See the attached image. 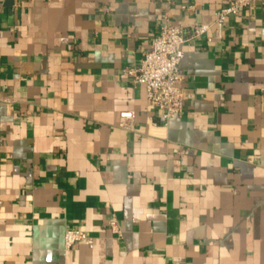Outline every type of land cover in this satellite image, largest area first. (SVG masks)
I'll list each match as a JSON object with an SVG mask.
<instances>
[{"label":"crops","instance_id":"crops-1","mask_svg":"<svg viewBox=\"0 0 264 264\" xmlns=\"http://www.w3.org/2000/svg\"><path fill=\"white\" fill-rule=\"evenodd\" d=\"M229 1L0 0V264H264V1L183 45L168 123L122 74Z\"/></svg>","mask_w":264,"mask_h":264},{"label":"built area","instance_id":"built-area-1","mask_svg":"<svg viewBox=\"0 0 264 264\" xmlns=\"http://www.w3.org/2000/svg\"><path fill=\"white\" fill-rule=\"evenodd\" d=\"M255 1L230 0L217 9L212 22L194 25L189 34L182 24H175L167 19L161 24L154 37L152 48L144 54L140 64L122 69L124 76L145 87L148 104L160 111L161 122L168 123L184 109V91L179 85L182 79L180 64L184 57L183 45L191 39L206 35L211 30L213 35L209 36L208 40L221 39L228 17L252 7ZM134 121L133 110L121 111V126L132 129ZM110 226L113 232H120L118 221L111 220ZM89 239L85 230L69 227L64 234V246L69 249L76 242Z\"/></svg>","mask_w":264,"mask_h":264}]
</instances>
